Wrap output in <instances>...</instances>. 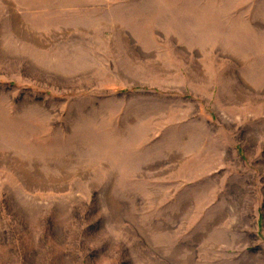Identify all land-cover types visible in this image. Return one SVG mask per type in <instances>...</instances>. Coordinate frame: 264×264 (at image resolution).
Returning a JSON list of instances; mask_svg holds the SVG:
<instances>
[{
  "label": "rangeland",
  "instance_id": "rangeland-1",
  "mask_svg": "<svg viewBox=\"0 0 264 264\" xmlns=\"http://www.w3.org/2000/svg\"><path fill=\"white\" fill-rule=\"evenodd\" d=\"M0 264H264V0H0Z\"/></svg>",
  "mask_w": 264,
  "mask_h": 264
}]
</instances>
